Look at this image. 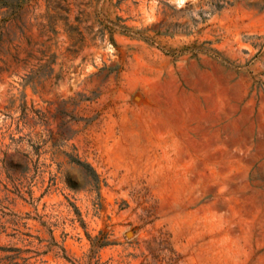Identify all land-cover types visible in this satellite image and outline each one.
<instances>
[{
  "label": "rangeland",
  "instance_id": "374dc122",
  "mask_svg": "<svg viewBox=\"0 0 264 264\" xmlns=\"http://www.w3.org/2000/svg\"><path fill=\"white\" fill-rule=\"evenodd\" d=\"M0 264H264V0H0Z\"/></svg>",
  "mask_w": 264,
  "mask_h": 264
}]
</instances>
